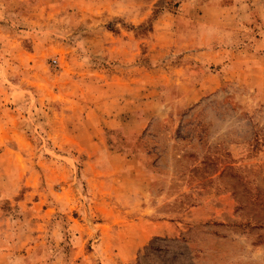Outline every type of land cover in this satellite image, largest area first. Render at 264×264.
I'll return each mask as SVG.
<instances>
[{"label": "rangeland", "instance_id": "rangeland-1", "mask_svg": "<svg viewBox=\"0 0 264 264\" xmlns=\"http://www.w3.org/2000/svg\"><path fill=\"white\" fill-rule=\"evenodd\" d=\"M262 37L264 0H0V264H264ZM96 142L138 201L97 193Z\"/></svg>", "mask_w": 264, "mask_h": 264}, {"label": "crops", "instance_id": "crops-1", "mask_svg": "<svg viewBox=\"0 0 264 264\" xmlns=\"http://www.w3.org/2000/svg\"><path fill=\"white\" fill-rule=\"evenodd\" d=\"M264 42V38H260L257 39L254 43V45H261ZM238 49H236L237 51ZM193 51L196 52V54H198V58H196L197 63V70H194L191 63L188 66L191 67H185L182 66V71L185 73H193V75H202V81L197 80V82H195L194 88L195 89H209L210 92L213 90H216L218 87L222 86L225 83V77L222 74L221 71L218 70V67H220V65H223L225 60H223L224 58V54L227 52L224 49H206L204 46H198L196 45V47L193 48ZM245 51V50H243ZM248 52H252L251 50H247ZM208 52H211L210 54H208ZM243 53V52H242ZM212 55V56H210ZM236 55H240V51L236 52ZM212 57L207 58V57ZM194 71H193V70ZM180 70V69H178ZM197 78V77H196ZM202 93H196L192 96H186L183 94H180V98L178 100L179 104H186V103H193V101L198 100L199 96ZM203 95V94H202ZM79 132H84L83 130L78 131ZM63 135V144L67 143L68 140L70 138H68V134L66 132L62 133ZM75 136V135H74ZM79 145L80 143L77 142ZM77 144V145H78ZM92 150H86V148L80 146L76 149V151H87L92 153L95 157L94 163H93V182L94 185L99 187V189H97V193L104 195L102 196V198H105V195L110 194L112 195V197L116 196V202H119L120 204H124L126 205L125 201H138L139 197H140V189H135L132 192H129L128 190L123 191V190H119V189H115V183L117 180L116 174L119 175L121 174L124 177H131L132 179H134L135 181L142 179V185L145 184V175L141 176L139 174V172L141 171L143 174H145V170L146 166L144 165L145 162L141 161L139 159L135 160V158H129L128 155H124L125 152L124 151H119V150H112L114 153L116 152H121L120 154H116L113 155V157L111 158L110 155V151L109 148H107V146H102L99 143H94L92 144V147L90 148ZM114 164H116V167L114 166ZM118 166V167H117ZM126 166L128 167V170L126 169ZM134 166V167H133ZM136 168V169H135ZM130 169H135V173L132 172V170L130 171ZM147 172V171H146ZM108 176V177H107ZM123 185V184H122ZM121 185V187H122ZM142 191L143 188H142ZM114 193V195H113ZM6 246L2 247V249H5ZM16 247H13L12 249H15ZM8 253L5 252L4 254H2L0 256V259L4 260L6 258V255Z\"/></svg>", "mask_w": 264, "mask_h": 264}, {"label": "built area", "instance_id": "built-area-1", "mask_svg": "<svg viewBox=\"0 0 264 264\" xmlns=\"http://www.w3.org/2000/svg\"><path fill=\"white\" fill-rule=\"evenodd\" d=\"M56 63V62H55Z\"/></svg>", "mask_w": 264, "mask_h": 264}]
</instances>
